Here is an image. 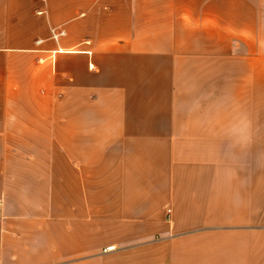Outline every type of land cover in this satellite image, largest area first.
Listing matches in <instances>:
<instances>
[{"label": "crops", "instance_id": "obj_1", "mask_svg": "<svg viewBox=\"0 0 264 264\" xmlns=\"http://www.w3.org/2000/svg\"><path fill=\"white\" fill-rule=\"evenodd\" d=\"M0 264H264V0H0Z\"/></svg>", "mask_w": 264, "mask_h": 264}, {"label": "built area", "instance_id": "obj_2", "mask_svg": "<svg viewBox=\"0 0 264 264\" xmlns=\"http://www.w3.org/2000/svg\"><path fill=\"white\" fill-rule=\"evenodd\" d=\"M66 32L65 30L61 29L58 33L54 32L53 36L56 40H58L59 37L65 35ZM39 43L41 42V40L38 41ZM115 249V246L114 245H111V246H108L107 248H105V252H108V251H112Z\"/></svg>", "mask_w": 264, "mask_h": 264}, {"label": "rangeland", "instance_id": "obj_3", "mask_svg": "<svg viewBox=\"0 0 264 264\" xmlns=\"http://www.w3.org/2000/svg\"><path fill=\"white\" fill-rule=\"evenodd\" d=\"M105 250V249H104Z\"/></svg>", "mask_w": 264, "mask_h": 264}]
</instances>
